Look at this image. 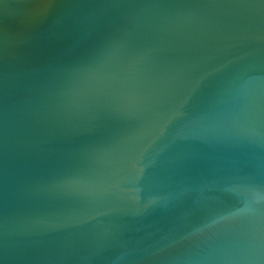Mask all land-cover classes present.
<instances>
[{"label": "water", "instance_id": "obj_1", "mask_svg": "<svg viewBox=\"0 0 264 264\" xmlns=\"http://www.w3.org/2000/svg\"><path fill=\"white\" fill-rule=\"evenodd\" d=\"M0 264H264V0H0Z\"/></svg>", "mask_w": 264, "mask_h": 264}]
</instances>
